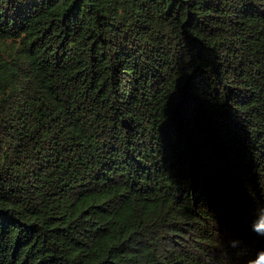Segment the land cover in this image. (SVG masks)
I'll use <instances>...</instances> for the list:
<instances>
[{"label": "trees", "instance_id": "trees-1", "mask_svg": "<svg viewBox=\"0 0 264 264\" xmlns=\"http://www.w3.org/2000/svg\"><path fill=\"white\" fill-rule=\"evenodd\" d=\"M261 206L264 0H0V264H248Z\"/></svg>", "mask_w": 264, "mask_h": 264}, {"label": "clouds", "instance_id": "clouds-1", "mask_svg": "<svg viewBox=\"0 0 264 264\" xmlns=\"http://www.w3.org/2000/svg\"><path fill=\"white\" fill-rule=\"evenodd\" d=\"M251 229L257 235L264 237V206L256 211V218L253 220ZM239 242L233 241L232 246H237ZM248 264H264V249L259 250L255 256L249 260Z\"/></svg>", "mask_w": 264, "mask_h": 264}]
</instances>
